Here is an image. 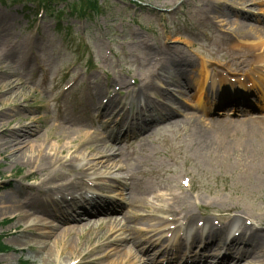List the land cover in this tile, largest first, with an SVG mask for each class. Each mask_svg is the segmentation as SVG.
I'll list each match as a JSON object with an SVG mask.
<instances>
[{
    "label": "rangeland",
    "instance_id": "1",
    "mask_svg": "<svg viewBox=\"0 0 264 264\" xmlns=\"http://www.w3.org/2000/svg\"><path fill=\"white\" fill-rule=\"evenodd\" d=\"M242 1L252 5L250 9L260 19L259 23L264 30V5L259 4H263L264 0H223L227 6H214V11L210 0H100L103 9L95 14L93 20L77 16L74 7H71L73 14H70L67 10L69 4L57 7L61 13L60 19L50 11L39 18L36 16L37 10L27 9L13 0H0V52L9 49L16 56L21 54L18 56L20 59L7 60L5 67L8 66L10 80L16 76V80L22 82L14 87L21 93L18 99L11 96V92L0 93V112L9 122L10 130L37 128L40 131L36 135L49 137V143L56 145L57 151L65 149V157H71L68 140L63 143L64 148L57 147L55 140L73 137L72 131H76L84 140L89 138L87 140L103 144L107 142L111 127L107 128L103 116L96 113L89 95L92 88V94L95 92L97 81L104 80L105 76L115 82L123 81L125 87L129 88L132 81L149 75V70L162 53L169 61L178 62L182 57H193L197 62L206 60L219 72L223 70L218 66L225 64L235 68L234 71L245 73L244 65H235L227 59L226 55L232 51L228 47L227 38L242 44H258L264 42V34H254L248 39L243 37V31L236 29V24H233L234 15L241 12V6L244 5L240 4ZM227 12L228 17L224 16ZM247 23L256 25L251 18ZM80 33L83 34L82 40ZM166 39L172 42L168 50H165ZM106 54L109 57L106 58ZM29 56L31 64L28 62L30 59H27ZM24 60L28 62L24 65L26 67L22 66ZM95 68H101V71ZM195 72L196 68L189 69L182 77L181 86L176 87L173 85L178 84L170 83L166 88L172 92L171 98L184 105L181 110L184 115L175 118L184 121L177 127L146 131L139 137L146 136L142 142L127 140L126 143L117 144L114 148L120 149L112 159H122L121 165L129 163L134 166L137 165L135 162H143L145 166L157 164L149 168L145 176L146 180L151 179L156 183L155 187L163 185V188L169 190H179L184 179H190V188L183 186L186 190L183 198H186V203L192 204L197 220H229V216L234 218L237 214L245 213L258 217V223L264 222V155L257 153L256 160H252L248 156L251 150L244 151L239 141H235L237 145H232L231 149L220 145L218 149L207 148V152L202 151L201 146L199 150L195 142H192L195 141V131L213 126L219 120H226L222 122L225 127L231 122L241 123L243 116H240V112H244L247 118H264V108L258 105L261 102V91L255 85L251 90L254 96L248 98L240 109L232 105L215 104V107L208 105L211 109L203 112L195 104L193 96L196 91L189 94L185 87L187 83H194ZM260 74L264 76V72ZM74 79H78V82L57 101L60 89ZM169 101L167 99L164 103ZM210 103L214 104L212 101ZM65 118L76 122L83 132L76 126L70 128L63 121ZM83 122L89 129L80 124ZM163 124L165 122L157 127ZM65 128L72 131L65 133ZM36 135L30 134L29 139ZM84 153L86 158L91 156L92 160H98L80 148V159L74 163L75 168L84 166ZM5 155H0V189L14 186L27 173L25 164L11 167ZM159 170L166 172L165 181L148 175L149 172ZM87 173L92 177L107 178V187L103 190L115 191L114 179L124 178L128 171L124 173L123 170L100 169L97 172L88 170ZM170 178L175 179V182H171ZM44 179H39L36 184L39 185ZM22 183L31 185L34 181L30 178L22 180ZM180 203L176 206L178 210L181 208ZM124 207L127 208V205ZM11 213L0 215V223L11 219ZM14 224L0 227V236L12 248L11 252L0 254V264H4V261H11L12 264H54L44 258L37 248L15 252L14 246L21 241L14 239L22 235L20 232L23 227H17V232L12 230L13 227L10 228ZM137 226L146 228L140 224ZM77 239L74 237L78 244H82ZM50 246L52 244L49 241L47 247ZM212 258L214 256H208V259ZM158 261L161 262L162 257ZM63 264H66V260Z\"/></svg>",
    "mask_w": 264,
    "mask_h": 264
},
{
    "label": "bare ground",
    "instance_id": "2",
    "mask_svg": "<svg viewBox=\"0 0 264 264\" xmlns=\"http://www.w3.org/2000/svg\"><path fill=\"white\" fill-rule=\"evenodd\" d=\"M211 1L213 7H223L225 5L223 0ZM240 4L249 3L242 1ZM234 17L233 24H236V29L243 31L244 36L251 37L254 34H264L259 22L257 25H249L246 23L248 20L247 16L234 15ZM250 18L259 20L255 17ZM227 39L228 47L232 49L231 53L226 55L229 61H233L235 65H245L249 68H259L263 65L264 69V54L257 51L258 44H252L254 42L242 44L239 41L233 42L232 39ZM260 43H263L260 44L262 49L264 42ZM171 46L172 42L167 39L165 48L169 49ZM9 58L14 59L17 57L15 54H11ZM2 63L3 60L0 56V65ZM22 64H27V62L23 61ZM186 64L187 61L185 60L163 62L159 70L166 75V80H164L162 73L156 74L155 79L160 80L163 85H168L167 79L172 75V83L181 86L182 77L187 70ZM208 69L207 64L204 63L193 83L197 88L196 95H198L195 98L196 105L203 112L211 109L206 108L210 103L209 98L203 97V90L211 77V72ZM215 71L213 69V72ZM10 77L11 75L7 69L0 71V93L11 92V96L18 99L21 93L18 92L19 90H15L14 87L19 85H17L16 81L10 80ZM262 78L264 80V76ZM215 81L217 80L215 79ZM215 81L213 78L214 83ZM153 83L154 80L149 83L144 78L141 81L142 85H139L137 90L134 89L132 91L131 98L133 101L142 99L144 103L140 104V107L144 108L141 110L140 115H136L133 118V122H140V125L131 129L127 128L125 132L129 130L122 134L120 129L124 128V121H119L117 126L120 128L117 130V135L112 139L113 143L117 144L122 138L125 139V136H131L132 134L137 135L140 133L137 136L138 139L144 131H156L159 128L167 129L169 126L177 127L178 124L184 121L183 119H175L179 115L181 117L184 115L180 113L177 107L164 109L159 117L151 116L152 118H150L144 115L145 109L149 112L153 110L150 90L156 92L159 96L166 97L163 94L166 91H161ZM123 84V82H120L114 87L113 92L116 93L119 86ZM218 86L219 90H222L223 85L219 83ZM258 87L261 91V102L258 105L264 108V82L262 83V80ZM229 88L231 91L235 89L231 84ZM95 90L94 98L100 100L103 92L102 86L97 85ZM94 101L92 100V102ZM233 102L235 103L232 104L233 106H238L239 104V107L242 108L245 105L244 100L238 97ZM218 104L221 105L220 103ZM98 105L100 109L106 112L115 108L116 102L113 99L103 105L99 101ZM240 113V116H243L241 123L231 122L225 127V123L222 122L226 120H220L217 122L220 124L215 123L213 126L209 125L208 128H199L195 131V141L192 142H195L199 150L201 146L202 151L207 152V148L218 149L217 147L220 145L231 149L232 145H237L235 141H239L244 151L251 150L248 156L252 157V160H256L257 153L264 155V118H247L244 112ZM4 117L0 112V155L6 154L5 158H8V162L12 165L11 167H15L19 163L25 164L27 173L21 180L32 178V181H34L31 185L22 184L21 181L12 187L0 189V215L4 216L12 212L16 217L13 227L16 229L18 226L23 225L24 228L23 232L20 233L22 235H18L14 239L21 241L16 246L19 249L35 247L44 258L54 264H61L60 258H64L62 262L67 259L69 262L73 257L79 259L80 264H149L148 260H153L150 259L151 250H154L153 244L161 239H156V237L162 234V229L169 227V223L175 225L178 222H182V220L186 222L187 227L195 224L197 217L193 211L192 204L186 203V198H183L186 190L182 185L179 190H169L163 188V185L155 187L156 183L151 179L146 180L145 176H147L148 169L157 164L145 166L143 162H135L137 165L134 166L129 163L121 165L122 159L119 161L112 159L116 157L115 152H112V144L101 145L99 141L95 143L88 142L85 134L82 135L86 140L72 130L74 133L72 134L74 135L73 137L55 140L59 148H64L62 145L68 140V144H70L68 152L71 153V157H65L63 156L66 152L65 149L57 151L56 145L49 143V137L36 135L40 131L39 129L25 130L20 127L10 130L8 128L9 122ZM72 122H67L70 128H72ZM164 122L165 124L157 127ZM63 131L65 133L71 132L66 130V128ZM80 131L83 132L82 130ZM30 134H35L36 136L29 139ZM144 139H146V136L133 142H142ZM80 148H83V150L92 154L98 160H92L91 156L86 158L84 153L82 158L84 166L79 169L75 168L74 163L80 159L78 155ZM119 157L122 158L123 156L119 155ZM60 169H64V171ZM100 169L109 171L117 169L123 170L124 173L128 171L125 174L127 179H114L115 187L117 188L114 192L121 196L122 199H117L116 201H103L99 197L89 199L87 194L94 193L96 186L100 189L106 188L103 182H108V179L105 177H97L94 187L88 185L87 179L91 176L88 175L87 171L93 170L97 172ZM148 175L150 178L156 176L158 179L163 178L165 181L166 172L162 173L159 170L149 172ZM43 177L45 179L37 185L36 182ZM169 180L175 182L173 178ZM164 185L169 186V184ZM84 190H86V194H81L83 195L82 198L74 197L75 192ZM55 195L59 196V198H55ZM101 201L105 202V204ZM179 203L181 208L178 210L176 206ZM125 205H127V208L124 207ZM117 208L119 209L117 210ZM142 210H144L143 213L141 212ZM116 211L118 215H115ZM229 211H227V214ZM160 212L170 213V215L165 216ZM98 214H101V216H98ZM229 220L234 228L237 226L235 229L232 228L230 235L238 229L242 230L243 235L239 238L234 237L229 242L228 253L222 259L224 264L228 262L253 264L252 261L258 259L264 261V222L258 223V217L245 213L237 214L234 218L229 216ZM200 223L204 224L207 229L202 231L200 228H196L195 233L190 236L187 249L182 242L171 245L169 250L165 251L168 256L172 255L170 252H173L176 257L174 260L168 259L167 264H176L179 253H182L184 255L183 258H185L181 264H202V260L196 261V259L192 258V249L201 241L204 244L206 243V250L210 243L214 244V238L219 235H226V226L218 228L210 219H204ZM137 224H143L146 228L138 227ZM160 227L161 230L159 229ZM258 228H261L263 232L258 231L260 230ZM27 233L33 237L27 235ZM74 237H77V240L80 239L82 244H78ZM179 240L183 241L184 239L181 237ZM49 241L52 246L47 247ZM237 243L241 245L238 248L234 247ZM139 245L144 246L141 251L143 252L142 255L133 252L136 251L138 253L136 248L138 249ZM234 251H236V254ZM13 254L16 253L13 251ZM156 254L157 252L152 256L155 257ZM248 256L251 258H248ZM187 260H189L188 263H185ZM4 264H12V262L4 261Z\"/></svg>",
    "mask_w": 264,
    "mask_h": 264
},
{
    "label": "trees",
    "instance_id": "3",
    "mask_svg": "<svg viewBox=\"0 0 264 264\" xmlns=\"http://www.w3.org/2000/svg\"><path fill=\"white\" fill-rule=\"evenodd\" d=\"M43 1H45V0H43ZM52 1H54V0H52ZM79 1H85V0H73V2H79ZM86 1H92V0H86Z\"/></svg>",
    "mask_w": 264,
    "mask_h": 264
}]
</instances>
